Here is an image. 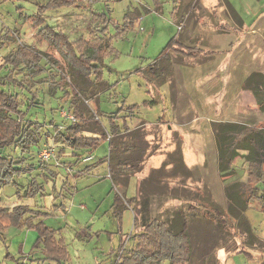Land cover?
I'll use <instances>...</instances> for the list:
<instances>
[{"label":"rangeland","instance_id":"1","mask_svg":"<svg viewBox=\"0 0 264 264\" xmlns=\"http://www.w3.org/2000/svg\"><path fill=\"white\" fill-rule=\"evenodd\" d=\"M208 1L209 6H214L217 0ZM236 1L247 22L264 11V4L257 6L255 0ZM158 2L160 7L155 0H0V77L12 73L4 63L7 55L17 53L19 48L33 47L58 61L64 67L63 74L71 80V84L67 82L68 87L56 89L52 76L56 75V81H59L57 75L60 72L50 69L44 61L46 74L29 85L35 97L16 83L6 81L4 84L2 89L17 97L22 112L30 108L25 122L42 126L38 147L24 152L13 147L4 154L25 163H37L43 161L40 152L47 149L54 152V159L48 164L43 163L37 172L21 177L18 181L21 187H5L0 193V208L12 210L23 205L48 213L50 216L43 221L57 231L58 239H63L68 252L67 262L63 264H116L120 258L129 257L137 244L142 216L138 215L132 199L137 196V191L141 198L138 188L145 183L144 189L149 191L151 180L164 177L166 188L163 195H176L183 200L171 196L157 201L151 210L154 216L151 218L163 222L180 207L187 214L189 206L200 212L202 224H197L198 228L191 226L195 245L191 264H264V213L260 203L251 200L241 219L251 227L255 237L246 244V235L239 224L224 217L227 229L221 228L214 211L228 210L226 187L232 183H247L250 169L245 160L247 152L243 151L234 163L236 174L228 178L220 175L215 136L219 122L235 119L240 126L251 131L264 128V109L260 112L256 108L257 98L248 90L251 86L245 87L244 93L234 83L255 72L264 76V24H258L259 28L244 27L241 40L234 33L218 31L223 15L221 9L205 8L202 0ZM39 19L45 22L41 28H36ZM46 26L63 32L70 41L93 43L94 39L97 42L107 39L105 42L111 47L103 69V82L108 89L101 92L104 88L98 86L82 93L85 102L81 108L92 128L98 116L105 130L110 132L109 117L120 112L115 122L122 130L124 126L135 127L141 120L153 123L162 119L163 127L143 128L146 131L143 138L147 136L148 143L143 139L139 151L129 150V156H123V152L119 154L121 160L124 157L135 160L125 168L116 169L115 178L109 169V142H102L91 153L79 152L81 156H76L69 150L63 152L64 146L54 141L56 134L63 133L71 124L65 114H73L74 107L66 93L70 95L72 88L69 85L74 81L69 75L68 64L57 50L46 43H38L37 36ZM176 37L180 43L177 56L171 54V50L163 54ZM192 48L201 49L196 52V66L193 59L189 62L192 58L189 49ZM209 50L216 51V57L212 58ZM201 61L208 67L217 65L216 76H225L217 88H206L210 82H205L202 76L210 72L198 67ZM172 62L183 64L174 76L179 75L181 80L194 84L190 93L194 95L195 114L190 110V118L171 120L170 94L175 86L173 84L171 89L173 75L169 72L160 78L165 86L170 84L162 87L164 103L150 105L152 100L158 102L154 96L155 85H152L160 83L153 80L159 73L158 68L169 67ZM225 67H230L232 73L224 72ZM12 76L18 81L24 80L22 72ZM259 91V102L262 103L264 85ZM181 100L185 102L187 99L183 96ZM133 106L138 109L128 113V107ZM261 106L264 107V103ZM124 137L121 136V142ZM179 142L181 152H176V143ZM91 156V161L84 162ZM262 168L264 170V166ZM175 173L181 182L173 177ZM183 173H187L185 181L181 176ZM131 175L134 178L127 191L124 185ZM33 179L44 184V191L35 198L25 197ZM184 183L195 191L194 195H200L204 203L202 199L200 203L184 201L187 195L183 192ZM117 198L124 202V207L116 206ZM158 212H165V215ZM36 241L34 231L11 226L3 229L0 225V264H53L45 260L42 245ZM251 242L253 244L249 245Z\"/></svg>","mask_w":264,"mask_h":264},{"label":"trees","instance_id":"2","mask_svg":"<svg viewBox=\"0 0 264 264\" xmlns=\"http://www.w3.org/2000/svg\"><path fill=\"white\" fill-rule=\"evenodd\" d=\"M155 3L158 7L160 6L158 0H155ZM44 22V20L39 19L35 27L41 28ZM106 40L97 42L94 39L93 41L95 42L93 43L70 41L67 35L51 26L42 28L37 36L38 43H46L55 48L65 59L69 72H71L69 75L73 77L74 81L72 85H69L72 88L70 89V95L66 93V96L71 97L76 122L70 124L63 133L56 134L55 143L64 146L63 152L69 150L76 156H81L79 152L88 151V153H91L102 142L107 141L108 136H112V139L114 136V139L110 140L109 143V148L111 149L109 169L115 178L117 175L116 169L125 168L126 165L129 166L132 160H135L130 157H124V160H121L119 159V154L123 152V156H129V150L136 152L140 149L131 147L124 140L123 142L120 141L121 136H125L122 135L125 129L122 130V128L116 126L115 120L119 118L121 112L112 114L109 117L111 131L107 132L98 116V120L93 123L94 127L92 128L81 108L85 102L82 93L86 89L91 88L93 90V88L98 86L104 88L101 92L108 89L107 84L103 82L104 60L111 52V47L106 43ZM179 45L180 43L177 39L171 40L163 54L169 50L176 51ZM198 50L201 51V49ZM198 50L196 48L189 49L190 56L198 58V54H196V52L199 53ZM201 55L204 54L201 52ZM44 61H46L50 69L60 72L57 75L60 78L59 81H56V75L52 76L56 89H63V87L67 86V82L71 84V80L63 74L64 67L58 61H54L50 56L41 53L33 47L29 49L19 48L17 53H10L4 58L5 65L11 68L12 73L5 78L0 77V193L7 186L21 187L18 183L21 177L31 175L44 166L40 161L37 163H25L24 160H16L4 154L6 150L13 147L20 148L22 152L38 147L41 142L40 132L42 126L38 123L25 122L30 108L26 112H22L19 109L17 97L2 89L6 81H10L16 83L20 89L32 93L35 97L29 85L33 84L32 82L35 83L37 79L46 74L47 69L42 64ZM155 68L154 70L156 71L157 69ZM17 72L23 73V81H18L16 77L12 76L13 73L17 74ZM162 75H165V73L162 74L159 71L153 80L160 82V78H163ZM160 83L162 84V82ZM156 103L155 100L150 101V105H155ZM137 109L138 107L133 106L128 107L127 110L128 113H133ZM215 136L218 169L223 178L236 174L234 163L242 156L240 152H247L245 160L250 168L247 183L226 185L225 196L228 202V210L226 212L224 210L221 212L217 208V210H214L221 228L227 229L224 217H230L232 221H236L239 224L246 235V244V241L250 240V238L251 241L255 239L251 227L241 221L244 213L249 208L250 201L253 199L257 200L264 213V170L262 168L264 166V128L259 131H251L244 125L221 123L217 127ZM124 139H126V136ZM178 151L181 152L180 147L177 148L176 152ZM181 176L184 177V181L187 180V173H183ZM133 177L131 175L130 179ZM173 177L177 178L178 173L173 174ZM163 178L151 180L149 191L144 189L143 185L145 183L142 184L139 188L141 198L139 199L138 196V200L136 198L132 199V202L136 203L138 215L142 216L141 230L137 235V244L134 252L129 257L120 258L116 264H191L195 248L191 226L198 228L197 224H202L199 219L200 212L189 206L188 214L181 207L174 211L170 219H166L163 222L151 218L153 216L151 213L153 204H157V201H160L163 196L169 198L172 196L175 199L183 200L176 195H163L164 193L162 192L166 188ZM43 191L44 184L33 179L28 184L25 197L35 198L37 195L42 194ZM174 192L175 190L172 189V193ZM183 192L186 191L183 190ZM195 196L197 197L192 199L193 202L197 201L200 203V199H202L204 203V199L199 197L200 195L197 194ZM119 205L124 207V202L117 198L116 206L120 207ZM138 207L140 208L138 209ZM163 215H165V212ZM49 216L46 212L35 211L23 205L14 207L12 210L0 208V225L3 229L11 226L36 232V243L42 245V253L45 260L53 264H63L67 262L68 252L63 239H58L57 231L48 227L43 221ZM196 220L197 223H194ZM197 240H199V236ZM252 244L251 242L249 245ZM121 249L123 250L124 247L122 246Z\"/></svg>","mask_w":264,"mask_h":264},{"label":"crops","instance_id":"3","mask_svg":"<svg viewBox=\"0 0 264 264\" xmlns=\"http://www.w3.org/2000/svg\"><path fill=\"white\" fill-rule=\"evenodd\" d=\"M219 1H220V3H219ZM255 1L258 4L257 6H259L260 4H264V0H255ZM180 2H181V0H180ZM202 3H203V6L205 8L213 7V8L221 9V14H223V15L220 17L221 18V22H220V26L219 27L221 29L218 30L220 33H223V34L234 33L237 38H241V40H242V37H243L242 36L243 35L242 32L244 30V27L246 29H250V27H254V26L259 28L258 24H264L263 23V21H264V11H261L260 15L257 16L256 19H253L251 22L245 21L244 12H243L241 6H239V4H238V2L236 0H217L215 2L216 6L215 5L214 6H209L208 5V3H209L208 0H202ZM262 6L263 5H261V8H262ZM178 10H177L176 13H178ZM181 17H183V16H181ZM248 26H250V27H248ZM178 29H179V27H178ZM253 33H256V30H254ZM177 38L178 37H176L175 39H177ZM241 40H240V42H241ZM234 46L237 47L236 44ZM235 47H233V49ZM250 48L254 49L252 47H250ZM172 52L173 53H171V54H173V55H176V53H177L176 51H172ZM210 52L212 53V55H211L212 58L216 57V55H217L216 51L215 52L210 51ZM208 57H210V56H208ZM192 59L195 61L194 64L196 66L197 59L190 58L189 62H192ZM183 60H186V59H183ZM190 64H192V63H190ZM182 66H183V64H176V63L172 62L169 67H163L162 69L158 68L159 71L162 72V74L165 73V75H163V77H166V74L168 72L171 74V76L173 75L172 76V82H171V89H173L174 86H175V90H171L170 89L171 90V94H170L171 115H172V119L171 120H173V119H181V118H186V117L190 118V116H189L190 115V110L195 114L194 95L192 93H190V88H194V84H191L189 80H188V82L181 80L179 75H177V76L175 75L174 76V74L176 72L178 73L180 71L179 69ZM155 67L157 68V66H155ZM198 67L203 68L205 71L210 72L209 74L205 75V77L202 76L205 79V82H210V86L206 87L209 90L217 88L218 85L221 84L223 78L225 77L223 75L216 76V72L218 71V69H217L218 66L217 65H213V66H209L208 67L207 63H203L202 62L201 65L200 64L198 65ZM199 70H201V69H199ZM223 71L224 72L228 71L229 73H232L230 71V67H225V69ZM188 75H189V78H190V74H188ZM234 83H236L237 84L236 85L237 88H239V90L241 92H244V93H245V91L243 89H245V87L251 86V88H249L248 90L251 91L253 93L252 95H255L256 98H257V103H256L257 107L256 108H258V111H260V112H261L262 108L264 109V107L261 106V104H263L264 101L262 103L259 102V94H260L259 88H262L263 85H264V76H263V74L255 72V73H252L250 76H248V77H246L244 79H240L237 82L234 81ZM173 84H174V86L172 87ZM152 85H155L154 96H155V99L158 101L157 103H164V99L165 98L163 97V95L165 94V92L163 91V88L166 87V86H169L170 84L168 83L165 86L164 82L162 81V84L158 83L156 85L155 83H153ZM204 86H206V85H204ZM195 87H196V85H195ZM186 88H188V89H186ZM183 96H185L186 99H187L185 102L181 100V98ZM184 103H187V105H184ZM185 111L187 112L186 115L184 113ZM192 119H195V118L193 117ZM234 121H231V122L221 121L219 123L220 124L221 123H231V124L240 125L239 123L236 122L235 119H234ZM125 122H126V120H125ZM148 126H150V127H156V126L163 127L162 119L159 118L156 122H153V123H149V122H147L145 120H141L133 128H131L129 126H126V128H124L125 129L124 132L122 133V135L126 136V139H124V142H127V144H129L131 147H136L137 149H140V144H142V140L144 139L143 136L146 133L145 129H143V128H145V127L147 128ZM113 139H114V136H113ZM146 139H147V136H146ZM146 139H144V142H147ZM180 146H181L180 142L176 143V148L175 149L177 150V148L180 147ZM133 178H131V179H133ZM131 179L127 182L126 185H124V188L127 191L130 188L129 185L131 183L130 182ZM183 189L186 191V194H187L185 196L184 200L185 201L188 200V203H189L194 198L195 191L191 190L189 188V186L186 185V183L183 184ZM190 193H191V195H190ZM136 195L137 196L134 197V198H136V200H138V191H137ZM165 198L166 197L163 196L160 200L164 201ZM163 206H164V204H162V208H163ZM153 207H154V204H153L152 208ZM139 208L140 207H138V209ZM158 213H160V215L164 214V212H158Z\"/></svg>","mask_w":264,"mask_h":264},{"label":"built area","instance_id":"4","mask_svg":"<svg viewBox=\"0 0 264 264\" xmlns=\"http://www.w3.org/2000/svg\"><path fill=\"white\" fill-rule=\"evenodd\" d=\"M181 28V27H180ZM179 28V29H180ZM65 116H68V118L71 120V124L72 123H75L76 122V118H75V116H74V113L73 114H69V115H67V114H65ZM96 120H98V117L96 118ZM110 140H111V137L110 136H108V139H107V141L108 142H110ZM41 154H40V159H41V161H42V163H45V164H48L50 161H52L53 159H54V152H52V151H47V149H44L42 152H40ZM93 159V156H91V157H86L85 159H84V162H89V161H91ZM58 165V164H57Z\"/></svg>","mask_w":264,"mask_h":264}]
</instances>
